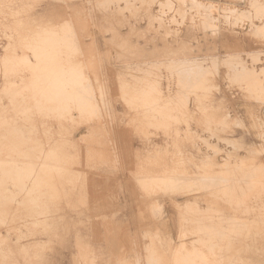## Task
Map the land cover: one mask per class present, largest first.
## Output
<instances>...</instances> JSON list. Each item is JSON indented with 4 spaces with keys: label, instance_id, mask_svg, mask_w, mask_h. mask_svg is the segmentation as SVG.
Returning <instances> with one entry per match:
<instances>
[{
    "label": "rangeland",
    "instance_id": "rangeland-1",
    "mask_svg": "<svg viewBox=\"0 0 264 264\" xmlns=\"http://www.w3.org/2000/svg\"><path fill=\"white\" fill-rule=\"evenodd\" d=\"M112 1L0 0V264H264V0Z\"/></svg>",
    "mask_w": 264,
    "mask_h": 264
},
{
    "label": "bare ground",
    "instance_id": "bare-ground-1",
    "mask_svg": "<svg viewBox=\"0 0 264 264\" xmlns=\"http://www.w3.org/2000/svg\"><path fill=\"white\" fill-rule=\"evenodd\" d=\"M124 1H125V0H124ZM126 1H127V0H126ZM131 1H132V0H131ZM103 2H104V1H103ZM109 2H110V1H109ZM111 2H113V1L111 0ZM115 2H116V1H115ZM119 2H120V1H119ZM122 2H123V1H122ZM122 2H121V3H122ZM136 2H137V1H136ZM139 2H140V1H139ZM141 2H142V1H141ZM161 2H162V1H161ZM99 3H100V2H99ZM107 3H108V2H107ZM107 3H106V4H107ZM169 3H170V2H168V4H169ZM177 3H178V2H177ZM85 4H86V3H85ZM96 4H97V3H96ZM109 4H110V3H109ZM113 4H114V3H113ZM127 4H128V3H127ZM131 4H132V3H131ZM133 4H134V2H133ZM149 4H150V3H149ZM155 4H156V3H155ZM104 5H105V3L103 4V6H104ZM107 5H108V4H107ZM107 5H106V6H107ZM115 5H116V4H115ZM121 5H122V4H121ZM121 5H120V6H121ZM99 6H100V5H99ZM101 6H102V5H101ZM101 6H100V7H101ZM111 6H112V5H111ZM132 6H133V8L135 7L134 5H132ZM95 7H96V6H95ZM107 7H109V6H107ZM168 7H170V6H168ZM209 7H210V6H208V8H209ZM103 8H104V7H103ZM103 8H102V10H103ZM118 8H119V7H118ZM133 8H132V9H133ZM135 8H136V7H135ZM171 8H172V7H171ZM182 8H183V7H182ZM106 9H107V8H106ZM106 9H105V10H106ZM115 10H116V8H115ZM121 10H122V9H121ZM112 11H113V10L111 9L110 12H112ZM126 11H127V9H126ZM133 11H134V10H133ZM133 11H131V12H133ZM169 11H170V10H169ZM102 12H103V14L105 13L104 11H102ZM120 12H121V14H123L122 11H120ZM120 12H119V13H120ZM127 12H128V11H127ZM129 12H130V11H129ZM131 12H130V14H131ZM153 12H154V11H153ZM60 13H61V12H60ZM113 13H115V12H113ZM113 13H111V14H113ZM66 14H67V13H66ZM69 14H70V11H69ZM109 14H110V13H109ZM117 14H118V12H117ZM121 14H120V15H121ZM144 14H145V13H144ZM54 15H55V14H54ZM59 15H60V14H59ZM61 15H62V14H61ZM133 15H135V14L133 13ZM137 15H138V14H137ZM208 15H209V14H208ZM57 16H58V15H57ZM67 16H68V15H67ZM69 16H70V15H69ZM69 16H68V17H69ZM103 16H104V15H103ZM121 16H122V15H121ZM206 16H207V15H206ZM61 17H62V16H61ZM113 17H114V16H113ZM133 17H134V16H133ZM150 17L152 18V16H150ZM71 18H72V16L69 18V20H70ZM109 18H110V17H109ZM147 18H149V16H148ZM58 19H60V18H58ZM61 19H62V18H61ZM213 19H214V18H213ZM69 20H68V21H69ZM147 20H148V19H147ZM149 20H150V19H149ZM63 21H65V20H63ZM208 21H209V20H208ZM208 21H207V22H208ZM211 21H212V20H211ZM211 21H210V22H211ZM69 22H70V21H69ZM109 22H110V21H109ZM192 22H193V21H192ZM67 23H68V22H67ZM71 23H72V21H71ZM115 23H117V22H115ZM190 23H191V22H190ZM62 24H63V23H62ZM62 24H61V25H62ZM67 25H68V24H67ZM216 25H217V24H216ZM37 27H38V26H37ZM50 27H51V26H50ZM57 27H58V26H57ZM57 27H56V28H57ZM69 27H70V24H69ZM71 27H73V26H71ZM221 27H222V26H221ZM54 28H55V27H54ZM54 28H53V29H54ZM69 29H70V28H69ZM72 29H73V31H74V28H72ZM145 29H146V28H145ZM130 30H131V29H130ZM164 30H165V29H164ZM263 30H264V29H263ZM161 31H163V29H162ZM182 31H183V30H182ZM261 31H262V30H261ZM64 32H65V31H64ZM139 32H140V31H138V33H139ZM33 33H34V32H33ZM33 33H32V34H33ZM40 33H41V32H40ZM40 33H39V35H40ZM71 33H72V32H71ZM74 33H76V32H74ZM165 33H168V32L165 31ZM182 33H183V32H182ZM114 34H115V33H114ZM163 34H164V33H163ZM46 35H47V34H46ZM67 35H68V34H67ZM72 35H73V34H72ZM72 35H71V36H72ZM138 35H140V34H138ZM141 35H142V34H141ZM141 35H140V36H141ZM73 36H74V35H73ZM163 36H165V35H163ZM261 36H263V35H261ZM135 37H136V36H135ZM137 37H138V36H137ZM185 37H186V36H185ZM31 38H32V37H31ZM75 38H76V37H75ZM75 38H74V39H75ZM140 38H141V37H140ZM168 38H169V37H168ZM21 39H22V38H21ZM32 39H33V38H32ZM68 39H69V38H68ZM30 40H31V39H30ZM34 40H35V38H34ZM34 40H33V41H34ZM76 41H77V40H76ZM76 41H74V42H76ZM29 42H30V41H29ZM31 42H32V40H31ZM223 42H224V40H223ZM225 42H226V41H225ZM25 43H26V42H25ZM76 43H77V42H76ZM227 43H228V42H227ZM23 44H24V43H23ZM23 44H21V45H23ZM69 44H70V43H69ZM223 44H224V43H223ZM41 45H42V44H41ZM134 45H135V44H134ZM137 45H138V44H137ZM245 45H246V44H245ZM18 46H19V45H18ZM24 46H26V45H24ZM105 46H106V44H105ZM221 46H222V45H221ZM227 46H228V45H227ZM234 46H235V45H234ZM40 47H41V46H40ZM56 47H57V46H56ZM63 47H64V46H63ZM68 47H69V46H68ZM73 47H74V46H73ZM134 47H135V46H134ZM139 47H140V46H139ZM239 47H240V46H239ZM247 47H248V46H247ZM37 48H38V47H37ZM132 48H133V47H132ZM130 49H131V47H130ZM240 49H241V48H240ZM240 49H239V50H240ZM58 50H59V49H58ZM72 50H73V49H72ZM136 50H137V49H136ZM11 51H12V50H11ZM177 51H178V50H177ZM182 51H183V50H182ZM184 51H185V50H184ZM41 52H42V51H41ZM68 52H69V51H68ZM180 52H181V50H180ZM61 53H62V52H61ZM233 53H234V52H232V54H233ZM255 53H256V52H255ZM255 53H254V54H255ZM257 53H258V52H257ZM262 53H263V52H262ZM15 54H16V53H15ZM37 54H38V52H37ZM171 54H172V53H171ZM176 54H177V53H176ZM260 54H261V52H260L258 55H260ZM35 55H36V53H35ZM70 55H71V54H70ZM174 55H175V54H174ZM226 55H227V54H226ZM19 56H20V55H19ZM21 56H22V55H21ZM62 56H63V55H62ZM229 56H230V55H227V57H229ZM32 57H33V56H32ZM213 57H214V56H213ZM230 57H231V56H230ZM17 58H18V57H17ZM19 58H20V57H19ZM38 58H39V57H38ZM179 58H180V57H179ZM200 58H201V57H200ZM203 58H204V57H203ZM20 59H21V58H20ZM185 59H186V58H185ZM185 59H184V60H185ZM188 59H189V58H188ZM194 59H196V58H194ZM229 59H230V58H229ZM16 60H17V59H16ZM21 60H22V59H21ZM39 60H40V59H39ZM180 60H182V59H180ZM184 60H183V61H184ZM214 60H216V59H214ZM226 60H227V59H226ZM226 60H225V61H226ZM23 61H24V60H23ZM37 61H38V59L35 61L36 64H37ZM145 61H146V59H145ZM151 61H152V60H151ZM151 61H150V62H151ZM154 61H155V60H154ZM158 61H160V60H158ZM165 61H167V59H165ZM210 61H211V60H210ZM237 61H239V60H237ZM142 62H143V61H142ZM155 62H156V61H155ZM161 62H162V61H161ZM167 62H168V61H167ZM169 62H171V63H170L171 66H172V65L174 66L175 64H177V63L173 64V61H169ZM215 62H217V60H216ZM19 63H21V62H19ZM42 63H43V62H42ZM46 63H47V62H46ZM77 63H78V62H77ZM158 63H160V62H158ZM179 63H180V62H179ZM195 63H196V62H195ZM195 63H194V64H195ZM200 63H201V62H200ZM210 63H211V62H210ZM212 63H213V61H212ZM212 63H211V65H212ZM228 63H229V62H228ZM31 64H32V63H31ZM134 64H136V63H134ZM138 64H139V63H138ZM150 64H151V63H150ZM168 64H169V63H168ZM168 64H167L166 66H168ZM19 65H20V64H19ZM81 65H83V64H80L79 67H81ZM160 65H161V64H160ZM186 65H187V64H186ZM198 65H199V64H198ZM200 65H201V64H200ZM209 65H210V64H209ZM213 65H214V63H213ZM213 65H212V67H213ZM40 66H41V64H40ZM46 66H47V65H46ZM73 66H74V65H73ZM129 66H130V65H129ZM153 66H157V64H156V65H153ZM161 66H163V65H161ZM161 66H160V67H161ZM164 66H165V65H164ZM171 66H170V67H171ZM176 66H177V65H176ZM178 66H179V65H178ZM182 66H183V65H182ZM184 66H185V64H184ZM187 66H188V65H187ZM187 66H186V67H187ZM189 66H191L190 63H189ZM196 66H197V65H196ZM214 66H215V65H214ZM32 67H33V66H32ZM36 67H39V66L36 65ZM69 67H71V65H70ZM83 67H85V66H83ZM83 67H82V68H83ZM150 67H151V65H150ZM157 67H158V66H157ZM170 67L168 66V68H170ZM197 67H199V66H197ZM67 68H68V67H67ZM73 68H74V67H73ZM76 68H77V67H76ZM82 68H78V69H80V71L82 72V70H83ZM137 68H138V67H137ZM147 68H148V66H147ZM168 68H165V69L169 70ZM174 68H175V66H174ZM179 68H180V67H179ZM181 68H182V67H181ZM191 68H193V67H191ZM191 68H190V69H191ZM207 68H208V67H207ZM216 68H217V67H215V70H216ZM33 69H34V67H33ZM41 69H42V67L40 68V70H41ZM47 69H48V68H47ZM69 69H70V68H69ZM74 69H75V68H74ZM81 69H82V70H81ZM175 69H177V68H175ZM175 69H174V70H175ZM194 69H195V68H194ZM200 69H201V68H200ZM203 69H204V68H203ZM250 69H251V68H250ZM37 70H38V69H37ZM37 70H36V72H37ZM58 70H59V69H58ZM60 70L63 71L61 68H60ZM60 70H59V75L64 73V71H63L62 73H60ZM89 70H91V68H90ZM177 70H179V69H177ZM204 70H205V69H204ZM212 70H213V68H212ZM215 70H214V71H215ZM235 70H236V69H235ZM260 70H262V69H260ZM53 71H54V70H53ZM67 71H69V70L67 69ZM76 71H79V70H76ZM136 71H137V70H136ZM172 71H173V69H172ZM183 71H184V70H183ZM199 71H201V70H199ZM199 71H197V72H199ZM56 72L58 73V71H56ZM81 72H80V73H81ZM164 72H165V71H164ZM189 72H190V71H189ZM192 72H194V71L192 70ZM195 72H196V71H195ZM197 72H196V73H197ZM202 72H205V71H202ZM216 72H217V71H216ZM263 72H264V71H263ZM49 73H50V70H49L48 74H49ZM51 73H52V72H51ZM53 73H54V72H53ZM53 73L50 74V75L52 76ZM70 73H71V72H70ZM185 73H186V72H185ZM209 73H210V72H209ZM28 74H29V72H28ZM38 74H39V73H38ZM43 74L45 75V72H44ZM64 74H65V73H64ZM78 74H79V73H78ZM92 74H94V73L92 72ZM174 74H175V73H174ZM193 74H194V73H193ZM200 74H201V73H200ZM200 74H199V75H200ZM251 74H252V73H251ZM32 75H33V74H32ZM54 75H55V73H54ZM59 75H58V76H59ZM86 75H87V74H86ZM202 75H203V73H202ZM204 75H206V74H204ZM207 75H208V73H207ZM227 75H228V74H227ZM35 76L37 77V75H35ZM38 76H40V75H38ZM45 76H46V75H45ZM47 76H48V75H47ZM47 76H46V77H47ZM60 76H61V75H60ZM60 76H59V78H58L57 75H56L55 78L57 77L58 79H60L59 81H60V83H62L63 81L61 80V78L63 79L64 75H62L63 77H60ZM71 76H72V74H71ZM76 76H77V74H76ZM78 76H79V75H78ZM92 76H93V75H92ZM154 76H155V75H154ZM229 76H230V75H229ZM46 77H45V78H46ZM53 77H54V76H53ZM67 77H68V76H67ZM69 77H70V76H69ZM94 77H95V76H94ZM155 77H156V76H155ZM204 77H205V76H204ZM255 77H257V76L255 75ZM255 77H254V78H255ZM258 77H259V76H258ZM31 78H32V77H31ZM47 78H49V77H47ZM57 78H56V80H57ZM78 78H79V77H78ZM202 78H203V77H202ZM50 79H53V78H50ZM64 79H65V78H64ZM239 79H240V78H239ZM250 79L252 80V78H250ZM261 79H262V78H261ZM40 80H41V79H40ZM79 80H80V78H79ZM248 80H249V79H248ZM54 81H55V80H53L52 83H53ZM57 81H58V80H57ZM65 81H66V80H65ZM69 81H70V80L68 79L67 82H69ZM200 81H201V80H200ZM257 81H258V80H257ZM49 82H50V81H49ZM67 82H66V83H67ZM75 82H76V81H75ZM204 82H205V80H204ZM204 82H203V83H204ZM227 82H229V81H227ZM23 83H24V82H23ZM44 83H45V82H44ZM56 83H58V82H56ZM56 83H55V84H56ZM60 83H59L58 85H61ZM63 83H64V82H63ZM76 83H78V82H76ZM124 83H125V82H124ZM213 83H214V82H213ZM250 83H252V82H250ZM259 83H260V82H259ZM259 83H257V84H259ZM24 84H25V83H24ZM28 84H29V83H28ZM53 84H54V83H53ZM53 84H52V86H53ZM69 84H70V83H69ZM87 84H89V83L87 82ZM205 84H206V83H205ZM56 85H57V84H56ZM64 85H65V84H64ZM79 85H80V84H79ZM203 85H204V84H203ZM203 85H202V86H203ZM236 85H238V84H236ZM251 85H252V84H251ZM28 86H29V85H28ZM28 86H27V87H28ZM62 86H63V85H62ZM62 86H61V87H62ZM75 86H76V85H75ZM127 86H128V85H127ZM198 86H199V84H198ZM253 86H254V85H253ZM255 86H256V84H255ZM33 87H34V86H33ZM57 87H59V86H57ZM68 87H69V86H68ZM101 87H102V86H101ZM217 87H218V86H217ZM29 88H30V87H29ZM29 88H28V89H29ZM39 88H40V87H39ZM59 88H60V87H59ZM65 88H66V87H65ZM213 88H214V87H213ZM253 88H254V87H253ZM255 88H256V87H255ZM255 88H254V89H255ZM26 89H27V88H26ZM31 89H32V88H31ZM56 89H58V88H56ZM60 89H61V88H60ZM88 89H89V88H88ZM203 89H204V87H203ZM214 89H215V88H214ZM17 90H18V89H17ZM23 90H24V89H23ZM30 91H31V90H30ZM51 91H52V90H51ZM58 91H59V90H58ZM198 91H199V90H198ZM206 91H207V90H206ZM23 92H24V91H23ZM33 92H34V91H33ZM61 92H62V91H61ZM54 93H55V92H54ZM62 93H63V92H62ZM62 93H61V94H62ZM86 93H87V92H86ZM125 93H126V92H125ZM193 93H194V92H193ZM204 93H205V92H204ZM29 94H30V93H29ZM57 94H58V93H57ZM79 94H80V93H79ZM91 94H92V93H91ZM120 94H121V93H120ZM8 95H9V94H8ZM25 95H26V94H25ZM63 95H64V93H63ZM99 95H100V94H99ZM123 95H124V94H123ZM197 95H198V94H197ZM201 95H202V94H201ZM201 95H200V96H201ZM16 96H17V95H16ZM45 96H46V95H45ZM65 96H66V95H65ZM71 96H72V95H71ZM193 96H194V95H193ZM248 96H249V95H248ZM253 96H254V95H253ZM20 97H22V96L20 95ZM41 97H42V96H41ZM50 97H52V96H50ZM56 97H57V96H56ZM60 97H61V95H60ZM181 97H182V96H181ZM195 97H196V96H195ZM206 97H207V96H206ZM250 97H251V96H250ZM5 98H6V97H5ZM27 98H28V97H27ZM64 98H65V97H64ZM66 98H67V97H66ZM66 98H65V99H66ZM204 98H205V97H204ZM13 99H14V97H13ZM49 99H50V98H49ZM61 99H62V98H61ZM249 99H250V98H249ZM53 100H54V99H53ZM55 100H56V98H55ZM59 100H60V99H59ZM62 100H63V99H62ZM71 100H72V99H70V101H71ZM74 100H75V99H74ZM196 100H197V99H196ZM255 100H256V99H255ZM6 101H7V100H6ZM9 101H10V100H9ZM11 101H12V99H11ZM13 101H14V100H13ZM13 101H12V102H13ZM15 101H16V100H15ZM15 101H14V102H15ZM22 101H23V100H22ZM28 101H29V100H28ZM28 101H27V102H28ZM44 101H45V100H44ZM127 101H128V100H127ZM260 101H261V100H260ZM55 102H56V101H55ZM165 102H166V101H165ZM37 103H38V102H37ZM39 103H40V102H39ZM186 103H187V102H186ZM95 104H96V103H95ZM179 104H180V103H179ZM13 105H14V104H13ZM15 105H16V104H15ZM19 105H20V104H19ZM19 105H18V106H19ZM169 105H170V104H169ZM23 106H24V105H23ZM30 106H31V105H30ZM19 107H20V106H19ZM36 107H37V106H36ZM252 107H253V106H252ZM254 107H255V106H254ZM11 108H12V107H11ZM11 108H10V109H11ZM30 108H31V107H30ZM37 108H38V107H37ZM96 108H97V107H96ZM98 108H100V107H98ZM98 108H97L96 110H98ZM155 108H156V107H155ZM174 108H175V107H174ZM242 108H244V106H243ZM246 108H247V107H246ZM255 108H256V107H255ZM255 108H254V110H256ZM257 108H259V107H257ZM14 109H15V108H14ZM19 109H20V108H19ZM19 109H18V110H19ZM208 109H209V108H208ZM244 109H245V108H244ZM248 109H249V108H248ZM15 110H16V109H15ZM41 110H42V109H41ZM47 110H48V109H47ZM100 110H101V108H100ZM141 110H142V109H141ZM204 110H205V109H204ZM254 110H253V111H254ZM19 111H20V110H19ZM43 111H44V110H43ZM50 111H51V110H50ZM63 111H64V110H63ZM101 111H102V110H101ZM105 111H106V110H105ZM245 111L248 112L249 110L246 109ZM251 111H252V110H251ZM257 111H258V109H257ZM103 112H104V110H103ZM249 112H250V111H249ZM25 113H26V112H25ZM99 113H100V112H99ZM99 113H98V115H99ZM238 113H239V112H238ZM260 113H261V112H260ZM35 114H36V113H35ZM49 114H50V113H49ZM145 114H146V113H145ZM244 114H245V113H244ZM253 114H254V113H253ZM37 115H38V114H37ZM98 115L96 114V116H98ZM104 115H106V114H104ZM257 115H258V114H257ZM10 116H11V115H10ZM31 116H33V115H31ZM247 116H248V115H247ZM251 116H252V115H251ZM99 117H100V116H99ZM254 117H255V116H254ZM256 117H257V116H256ZM256 117H255V118H256ZM12 118H13V117H12ZM226 118H227V117H226ZM14 119H15V117H14ZM52 119H53V118H52ZM99 119H100V118H99ZM244 119H245V118H244ZM247 119H248V118H247ZM260 119H261V118H260ZM15 120H16V119H15ZM248 120H249V119H248ZM7 121H8V119H7ZM9 121H10V120H9ZM98 121H99V120H98ZM105 121H106V120H105ZM119 121H120V120H119ZM169 121H170V120H169ZM249 121H250V120H249ZM249 121H248V122H249ZM252 121H253V120H252ZM25 122H27V121H25ZM120 122H122V121H120ZM262 122H263V121H262ZM177 123H178V122H177ZM186 123H187V122H186ZM225 123H226V122H225ZM253 123H254V121H253ZM255 123H256V121H255ZM258 123H259V122H258ZM7 124H8V123H7ZM104 124H105V122H104L102 125H104ZM175 124H176V123H175ZM235 124H236V123H235ZM0 125H1V124H0ZM2 125H3V124H2ZM108 125H109V124H108ZM108 125H107V126H108ZM221 125H222V124H221ZM248 125H249V124H248ZM250 125H252V124H250ZM256 125H257V124H256ZM259 125H260V124H259ZM9 126H10V125H9ZM40 126H41V125H40ZM100 126H101V125H100ZM152 126H153V125H152ZM225 126H226V125H225ZM238 126H239V125H238ZM243 126H244V125H243ZM5 127H6V125H5ZM14 127H15V126H14ZM14 127H13V128H14ZM26 127H27V126H26ZM104 127H105V126H104ZM188 127H189V126H188ZM248 127H249V126H248ZM251 127H252V126H251ZM260 127H261V129H263L262 126H260ZM17 128H18V127H17ZM22 128H23V127H22ZM246 128H247V127H246ZM249 128H250V127H249ZM6 129H7V128H6ZM105 129H106V128H105ZM251 129H253V128H251ZM0 130H1V128H0ZM20 130H21V128H20ZM30 130L32 131V129H30ZM246 130H247V129H246ZM253 130H254V129H253ZM256 130H257V128H256ZM256 130H254V131H256ZM6 131H7V130H6ZM11 131H12V130H11ZM21 131H23V130H21ZM21 131H20V132H21ZM175 131H176V130H175ZM9 132H10V131H9ZM12 132H13V131H12ZM27 132H28V131H27ZM256 132H257V131H256ZM0 133H1V132H0ZM10 133H11V132H10ZM14 133H15V132H14ZM22 133H23V132H22ZM12 134H13V133H12ZM12 134H11V135H12ZM17 134H18V133H17ZM258 134H260V133H258ZM261 134H262V133H261ZM261 134H260V135H261ZM0 135H2V134H0ZM5 135H6V134H5ZM5 135H4V136H5ZM174 135H176V134H174ZM12 136H13V135H12ZM5 137H6V136H5ZM7 137H8V136H7ZM130 137H131V136H130ZM21 138H22V137H21ZM254 138H256V136H254ZM16 140H18V139H16ZM23 141H24V140H23ZM202 141H203V140H202ZM225 141H226V140H225ZM225 141H223V142H225ZM4 142H5V141H4ZM8 142H9V140H8ZM12 142H13V141H12ZM27 142H28V141H27ZM203 142H204V141H203ZM21 143H22V142H21ZM213 143H214V141H213ZM8 144H9V143H8ZM203 144H204V143H203ZM6 145H7V144H6ZM23 145H24V143H23ZM25 145H26V144H25ZM25 145H24V146H25ZM30 145H31V144H30ZM222 145H223V144H222ZM225 145H226V142H225ZM12 146H13V144H12ZM35 146H36V145H35ZM215 146H216V145H215ZM238 146H239V145H238ZM33 147H34V146H33ZM39 147H40V145H39ZM207 147H208V146H207ZM210 147H211V146H210ZM254 148H255V147H254ZM15 149H17V147H15ZM31 149H32V148H31ZM35 149H36V148H35ZM38 149H39V148H38ZM216 149H217V148H216ZM17 150H18V149H17ZM19 150H20V149H19ZM229 150H230V149H229ZM14 151H15V150H14ZM14 151H13V152H14ZM30 151H31V150H30ZM215 151H216V150H215ZM7 153H8V152H7ZM28 153H29V152H28ZM31 153H32V151H31ZM17 154H18V153H17ZM25 154H26V153H25ZM38 154H39V153H38ZM50 154H51V153H50ZM111 154H112V153H111ZM111 154H110V155H111ZM163 154H164V153H163ZM180 154H181V153H180ZM5 155H6V154H5ZM9 155H10V154H9ZM40 155H41V153H40ZM28 156H29V155H28ZM44 156H46V155H44ZM47 156H48V155H47ZM60 156H61V155H60ZM102 156H103V155H102ZM106 156H107V155H106ZM106 156H105V157H106ZM158 156H159V155H158ZM10 157H11V156H10ZM26 157H27V156H26ZM34 157H35V156H34ZM51 157H52V156H51ZM54 157H55V156H54ZM165 157H166V156H165ZM31 158H32V157H31ZM31 158H30V159H31ZM47 158H49V156H48ZM225 158H226V157H225ZM17 159H18V158H17ZM25 159H26V158H25ZM50 159H51V158H50ZM53 159L55 160V158H53ZM104 159H106V158H104ZM107 159H108V156H107ZM163 159H164V158H163ZM207 159H208V158H207ZM21 160H22V159H21ZM23 160H24V159H23ZM28 160H29V159H28ZM28 160H27V161H28ZM34 160H36V159H34ZM34 160H33V161H34ZM147 160H149V159L147 158ZM159 160H160V159H159ZM208 160H209V159H208ZM243 160H244V159H243ZM243 160H242V162H243ZM245 160H246V159H245ZM252 160L254 161V158L251 159V161H252ZM255 160H256V159H255ZM42 161H44V160L42 159ZM42 161H41V162H42ZM46 161H47V159H46ZM51 161H52V159H51ZM143 161H144V160H143ZM154 161H155V160H154ZM169 161H170V160H169ZM229 161H230V160H229ZM232 161H233V160H232ZM239 161H240V159H239ZM246 161L248 162V161H250V160H248V158H247ZM246 161H245V164H246ZM22 162H23V161H22ZM25 162H26V161H25ZM25 162H24V163H25ZM29 162H30V161H29ZM34 162H35V161H34ZM56 162H57V161H56ZM59 162H60V160H59ZM64 162H65V161H64ZM209 162H210V161H209ZM233 162H234V161H233ZM233 162H232V163H233ZM30 163H31V162H30ZM43 163H45V162H43ZM48 163H49V162H48ZM60 163H61V162H60ZM138 163H139V162H138ZM144 163H146V162H144ZM158 163L160 164V162H158ZM175 163H176V162H175ZM238 163H241V162H238ZM238 163H237V164H238ZM248 163H250V162H248ZM10 164L12 165V162H11ZM10 164H9V165H10ZM58 164H59V163H58ZM222 164H224V163H222ZM222 164H221V165H222ZM227 164H229V163H227ZM242 164H243V163H241V165H240L241 167H243V165H244V164H243V165H242ZM0 165H1V164H0ZM28 165H29V164H28ZM44 165H48V164H44ZM56 165H57V164H56ZM163 165H165V164H163ZM174 165H175V164H174ZM204 165H205V164H204ZM210 165H211V164H210ZM210 165H209V166H210ZM261 165H262V164H261ZM263 165H264V164H263ZM263 165H262V166H263ZM3 166H4V165H3ZM3 166H2V167H3ZM145 166H146V165H145ZM147 166H148V164H147ZM211 166H212V165H211ZM213 166H214V164H213ZM30 167H31V166H30ZM33 167H34V166H33ZM54 167H55V166H54ZM160 167H161V166H160ZM166 167H167V166H166ZM177 167H178V166H177ZM4 168H5V167H4ZM31 168H32V167H31ZM171 168H172V167H171ZM175 168H176V167H175ZM175 168H174V169H175ZM215 168H216V167H215ZM225 168H226V167H225ZM7 169H8V167H7ZM28 169H29V168H28ZM33 169H34V168H33ZM39 169H40V168H39ZM47 169H48V168H47ZM50 169H51V168H50ZM59 169H60V168H59ZM64 169H65V168H64ZM160 169H161V168H160ZM164 169H165V168H164ZM247 169H249V168H247ZM257 169H258V168H257ZM1 170H2V169H1ZM4 170H5V169H4ZM8 170H10V169H8ZM40 170H41V169H40ZM5 171H6V170H5ZM27 171H28V170H27ZM9 172H10V171H9ZM142 172H143V171H142ZM166 172H169V171L166 170ZM254 172H255V171H254ZM263 172H264V171H263ZM4 173H5V172H4ZM35 173H36V171H35ZM143 173H144V172H143ZM177 173H178V172H177ZM26 174H27V173H26ZM37 174H38V173H37ZM47 174H48V173H47ZM57 174H58V173H57ZM135 174H136V173H135ZM139 174H141V173H139ZM5 175H6V174H5ZM11 175H12V173H11ZM38 175H39V174H38ZM40 175H41V174H40ZM51 175H52V174H51ZM173 175H174V174H173ZM236 175H237V174H236ZM2 176H3V175H2ZM167 176H168V175H167ZM262 176H263V175H262ZM157 177H158V176H157ZM161 177H162V176H161ZM164 177H165V176H164ZM231 177H232V176H231ZM240 177H241V176H240ZM4 178H5V177H4ZM263 178H264V177H263ZM9 179H10V178H9ZM11 179H14V178H11ZM149 180H150V179H149ZM249 180H250V179H249ZM0 181H1V180H0ZM8 181H9V180H8ZM13 181H14V180H13ZM65 181H66V180H65ZM140 181H141V180H140ZM144 181H145V180H144ZM147 181H148V180H147ZM153 181H154V180H153ZM202 181H203V180H202ZM251 181H252V180H251ZM188 182H189V180H188ZM190 182H191V181H190ZM258 182H260V181L258 180ZM2 183H3V182H2ZM152 183H153V182H152ZM158 183H159V182H158ZM184 183H185V182H184ZM184 183H183V184H184ZM42 184H43V183H42ZM150 184H151V183H149V185H150ZM154 184H156V183H154ZM159 184H160V183H159ZM165 184H166V183H165ZM152 185H153V184H152ZM184 185H185V184H184ZM16 186H17V185H16ZM22 186H23V185H22ZM40 186H41V185H40ZM44 186H45V185H44ZM147 186H148V185H147ZM153 186H154V185H153ZM51 187H52V186H51ZM176 187H177V185H176ZM178 187H179V186H178ZM184 187H186V186H184ZM195 187H196V186H195ZM224 187H225V186H224ZM16 188H17V187H16ZM44 188H48V187H44ZM145 188H146V187H145ZM158 188H159V186H158ZM164 188H165V187H164ZM41 189H42V188H41ZM167 189H168V188H167ZM181 189H182V188H181ZM184 189H185V188H184ZM222 189H223V187H222ZM238 189H239V188H238ZM51 190H52V189H51ZM174 190H175V189H174ZM205 190H206V189H205ZM172 191H173V190H172ZM177 191H178V190H177ZM213 191H214V190H213ZM41 192H42V191H41ZM169 192H170V191H169ZM27 193H28V192H27ZM35 193H36V192H35ZM38 193H39V192H38ZM163 193H164V192H163ZM4 194H5V193H4ZM218 194H219V193H218ZM206 195H207V194H206ZM215 195H216V194H215ZM39 196H40V194H39ZM0 197H1V196H0ZM25 197H26V196H25ZM217 197H218V196H217ZM2 198H3V197H2ZM46 198H47V197H46ZM0 199H1V198H0ZM245 199H246V198H245ZM37 200H38V199H37ZM6 202H7V201H6ZM19 202H20V201H19ZM25 202H26V201H25ZM15 203H16V202H15ZM25 204H26V203H25ZM243 204H245V203H243ZM16 205H17V204H16ZM38 205H39V204H38ZM6 206H7V205H6ZM21 206H22V208L24 207L23 205H21ZM29 206H30V205H29ZM1 207H2V206H1ZM1 207H0V209H1ZM40 207H41V206H40ZM40 207H39V208H40ZM42 207H43V206H42ZM43 208H44V207H43ZM25 209H26V208H25ZM28 209H29V207H28ZM30 209H31V208H30ZM5 210H6V209H5ZM19 210H20V209H19ZM35 210H36V209H35ZM243 210H244V209H243ZM0 211H1V210H0ZM6 212H7V211H6ZM33 212H34V211H33ZM263 212H264V211H263ZM34 213H35V212H34ZM39 213H40V212H39ZM5 214H7V213H5ZM29 215H30V214H29ZM32 215H33V214H32ZM263 215H264V213H263ZM7 216H8V215H7ZM36 216H38V215H36ZM1 217H2V215H1ZM5 218H6V217H5ZM1 219H2V218H1ZM34 219H35V218H34ZM263 220H264V219H263ZM1 221H2V220H1ZM258 221H259V220H258ZM251 223H253V225L255 224V222H251ZM263 223H264V221H263ZM182 228H183V227H182ZM191 229H192V228H191ZM243 231H244V230H243ZM190 232H191V231H190ZM2 233H3V232H2ZM147 235H148V234H147ZM195 237H196V236H195ZM147 238H148V237H147ZM1 240H2V239H1ZM1 240H0V241H1ZM240 241H241V240H240ZM2 242H3V241H2ZM12 242H14V240H13ZM15 243H16V242H15ZM0 244H1V243H0ZM37 245H38V244H37ZM42 245H43V244H42ZM30 247H31V246H30ZM30 247H28V249H29ZM34 247H35V246H34ZM40 247H41V246H40ZM26 248H27V247H26ZM41 248H42V247H41ZM22 249H23V248H22ZM151 250H153V249H151ZM19 252H20V251H19ZM22 252H23V251H22ZM143 253H144V252H143ZM9 254H10V253H9ZM12 254H13V253H12ZM34 255H35V254H34ZM15 256H16V255H15ZM2 257H4V256H2ZM33 259H34V258H33ZM1 260H2V259H1ZM158 262H159V261H158ZM160 264H161V263H160ZM165 264H166V263H165Z\"/></svg>",
    "mask_w": 264,
    "mask_h": 264
}]
</instances>
